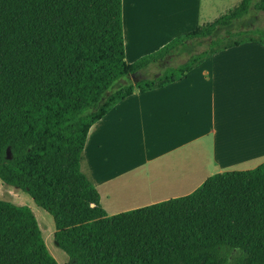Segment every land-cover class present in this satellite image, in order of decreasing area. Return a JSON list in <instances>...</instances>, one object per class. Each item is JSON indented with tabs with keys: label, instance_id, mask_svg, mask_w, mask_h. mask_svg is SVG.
<instances>
[{
	"label": "trees",
	"instance_id": "1",
	"mask_svg": "<svg viewBox=\"0 0 264 264\" xmlns=\"http://www.w3.org/2000/svg\"><path fill=\"white\" fill-rule=\"evenodd\" d=\"M259 12L264 0H240L128 64L121 0H0V180L53 217L68 264H264V163L111 216L81 171L88 132L113 106L185 77L228 39L264 36ZM0 264H58L33 212L4 200Z\"/></svg>",
	"mask_w": 264,
	"mask_h": 264
},
{
	"label": "crops",
	"instance_id": "2",
	"mask_svg": "<svg viewBox=\"0 0 264 264\" xmlns=\"http://www.w3.org/2000/svg\"><path fill=\"white\" fill-rule=\"evenodd\" d=\"M239 1L121 0L125 62L158 51ZM262 163L264 41L245 36L210 50L185 77L135 90L113 106L88 132L81 171L111 216L188 195L212 175Z\"/></svg>",
	"mask_w": 264,
	"mask_h": 264
},
{
	"label": "rangeland",
	"instance_id": "3",
	"mask_svg": "<svg viewBox=\"0 0 264 264\" xmlns=\"http://www.w3.org/2000/svg\"><path fill=\"white\" fill-rule=\"evenodd\" d=\"M253 26L264 29V13L262 12L257 13V17H256V20L253 22ZM248 36H253L255 38H258L264 41V36L253 35V34H250ZM243 37L245 36H242L241 38ZM202 49H203L202 47H196L195 51H199ZM187 56H188L187 54H183L180 57H176L173 60L168 61L167 65L177 66L183 63L187 59ZM158 71L160 70L152 68V69H149L146 73L144 72L143 74H141L140 77L149 78V77L154 76ZM121 82L122 80L117 82L114 85V89H117L119 85L121 84ZM90 145L91 143L88 144L87 146L88 150L86 149V151H89ZM82 169L87 174L84 158L82 161ZM0 200L8 201L18 206H27L33 212L38 222V225L42 232L43 239L45 241V244L50 254L56 259L58 264H68L69 262L68 256L61 249H59L57 245L55 244V240H54L55 224H54L53 217L49 213H47L42 208L38 207L26 193L22 192L21 190L17 188H13V187L5 185L1 180H0ZM235 254H236L235 252L230 254L231 255L230 260L233 258Z\"/></svg>",
	"mask_w": 264,
	"mask_h": 264
}]
</instances>
